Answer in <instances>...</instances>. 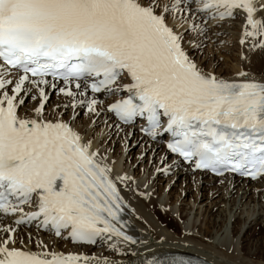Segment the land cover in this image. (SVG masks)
<instances>
[{
    "label": "snow or ice",
    "instance_id": "6c2138e0",
    "mask_svg": "<svg viewBox=\"0 0 264 264\" xmlns=\"http://www.w3.org/2000/svg\"><path fill=\"white\" fill-rule=\"evenodd\" d=\"M192 2L0 0V214L19 213L16 225L40 220L57 237L67 231L74 243L93 244L104 234L136 243L116 227L122 198L111 169L70 123L45 118L40 86L47 77L63 80L59 91L68 97L75 95L73 83L82 96L89 89L127 92L108 111L124 123L145 119L143 131L153 138L161 128L170 133L169 150L195 169L254 180L264 175V83L243 79L245 71L237 73L239 80H225L190 58L168 16L188 14ZM195 3L211 19L243 13L240 44L251 38V50L264 49V20L256 18L264 10L260 0ZM12 70L19 75L9 94ZM26 83L41 100L34 116L18 112ZM98 103L88 101V111ZM33 202L37 210L25 213L23 206ZM15 232L0 227V264H87L88 257L51 253L42 242L40 253L17 248Z\"/></svg>",
    "mask_w": 264,
    "mask_h": 264
},
{
    "label": "bare ground",
    "instance_id": "6f19581e",
    "mask_svg": "<svg viewBox=\"0 0 264 264\" xmlns=\"http://www.w3.org/2000/svg\"><path fill=\"white\" fill-rule=\"evenodd\" d=\"M261 2L262 0H260ZM261 11H257L256 18L264 20ZM239 13V22L244 25L245 16L243 13ZM206 17L208 14L203 15L200 19ZM171 23L169 25L172 27L173 23L172 25ZM175 29L180 34L178 27ZM234 33L239 42L240 55L233 60L237 66L235 67V64L229 68L223 66L216 68L212 64L211 67L209 66L210 68H206L201 62L193 60L192 53L195 51V47L197 48V42L194 40L195 43H191L184 35H180L184 50L205 72H213L220 78L232 81L241 79L233 75L239 71H245L249 75L243 79L264 83V49L251 50V48L248 49L249 44L241 45L243 28L236 27ZM250 41L249 38L248 43ZM7 78L13 81V85L8 87L9 94H11V87L18 79V74L13 72V75ZM40 87L44 89L47 97H52L55 89L64 88L65 85L48 82L47 85ZM85 87L82 84V89ZM32 88L36 89L31 83H26V91L21 93L25 103L19 107L18 112L22 116H34L33 110L41 103L38 90L36 89L38 94L35 95ZM71 90L75 94L73 97L65 96L59 92L61 99H65V102L62 100L61 110L54 111L53 107H48L49 102L45 103L44 116L48 120H63L70 123L73 129L83 137L85 143H91L92 151L99 154L97 159L111 169L110 178L116 184L122 198L120 222L116 224V227L132 237L136 243L123 241L115 236L109 238L106 235L103 238L104 242L100 240L96 246L71 245L69 241H64L62 238L56 239L47 232H41L35 225L18 227L11 217L0 214V227L12 226L16 228L15 247L40 253L45 250L38 247L42 242L46 246V250L51 253L88 257L87 262L94 264H144L158 258L168 257L173 253L196 256L208 264H264V178L257 182H250L239 180L233 176L211 179L206 173H191L190 168L181 166L171 158L159 143L150 145L146 138H142L137 134L138 132H133L132 128H123L115 124L112 116L106 111L108 100H105V97L109 93L98 96L88 93L85 95L86 101L93 98L99 99L103 106H99L95 112L89 113L88 119H85V124L88 126L83 129V120L77 121L75 113L83 111L79 103H82L84 96L79 94L81 90H77L74 83ZM30 91L33 93L32 97L35 96L36 99L32 98L26 105L28 99L26 97ZM75 97L77 98L75 99ZM56 104L58 103H54V106ZM66 104L70 109L68 116L61 115ZM83 106L87 107L85 103ZM74 109L76 110L74 111ZM102 109H104L103 112L99 113ZM80 123H83L82 126ZM98 126H100L99 129ZM132 134L137 135V140L133 139L130 143L131 146L141 139V150L134 162L124 163L128 152L126 143ZM108 139L111 142H107ZM114 143L116 146L117 144L121 146L120 149L114 150L117 155L111 153ZM144 145L151 146L150 149L156 150L154 155L152 152L148 155L146 167L144 160L140 159L143 151L147 150ZM129 151H131L129 153L131 157L134 154V149L131 147ZM128 158L126 157V159ZM150 162L154 164L153 169L146 174V170L142 171V169L143 167L147 169ZM141 163L142 165L139 166ZM138 166L140 170L135 172L134 168ZM159 169L162 172L158 174L159 177H156ZM169 174L173 176L167 178L166 186L160 188V192H156V185L160 184L158 182H162L163 178L166 179ZM120 177H127V179L121 180ZM174 180L176 183L181 181V184L186 183L189 186H186L185 190L182 187L179 188L180 191L175 195V201L172 202L170 194L165 193V189ZM134 182L135 185H133ZM192 190L194 193L191 194ZM151 192L153 197L150 199L148 194ZM183 193L184 197L182 198ZM199 198H202V201L198 204ZM171 217L172 221L169 220ZM258 227L263 229L260 234ZM3 235L0 233V236Z\"/></svg>",
    "mask_w": 264,
    "mask_h": 264
},
{
    "label": "rangeland",
    "instance_id": "374dc122",
    "mask_svg": "<svg viewBox=\"0 0 264 264\" xmlns=\"http://www.w3.org/2000/svg\"><path fill=\"white\" fill-rule=\"evenodd\" d=\"M261 3H264V0H262ZM196 7H197L196 3L192 2L190 4V8L191 9H190V12L188 14H185L184 16H181V15L178 14L175 17L169 15L168 16V23L170 24L171 21H172L173 25H172V23H171V25L174 28V30H176L175 28L178 27L180 34L182 36L184 35L186 38H188V40H190L191 43L192 42L195 43V41L197 42V45H196L197 48L195 47V51H193V53H192L194 55L193 58H192L193 60H197L198 62H201V64H204V66L206 68H210L211 64L213 66H216V68H219V67H222V66L224 68L225 67L229 68V67L234 66L236 63L233 60L240 55L239 48H238L239 42L237 40V37L234 35L235 34L234 32L236 31V27L238 29H242L244 27L243 23L241 24L239 22V18L238 17H239L240 13L237 12L235 14L236 17L234 19L230 18V19L223 20V21L217 20V19H209V20L205 19V18H203V19L201 18L200 19V17H203V15H205L207 13L201 14L202 12H198L196 10ZM261 15L264 16V10L261 11ZM193 25H195L196 27L194 28ZM200 29H203V31H201ZM192 37H193V39H192ZM241 37H242V35H241ZM198 40H199V42H198ZM251 41H250V43L247 42V44H249L248 49H250L251 46H252V42ZM185 44H186V42H185ZM187 44H189L188 41H187ZM186 47H187V45H186ZM202 48H203V50H202ZM241 59L243 60V58H241ZM236 66H237V64L235 65V67ZM233 76L238 77L237 74H235ZM55 90L56 91L53 93L52 97H47L46 103L49 102L48 107L49 106L53 107L54 111H57V110H61L62 109V106H61V104H63L62 100L65 102V99H63V98L61 99V97H60L61 95L59 94V92H60L59 88H57ZM32 92H35L34 93L35 95L38 94V92H36V89H33V88H32ZM32 92L30 91L27 94L26 98H28V99L26 101L27 102L26 105H28V103L32 100V94H33ZM29 94H30V96H29ZM115 94L118 95V93H115ZM109 95L111 96L112 94H109ZM83 96H84V99L81 101L82 103H79V105L82 106V110L83 111H81V110L77 111V113H75V119L77 121H79V120L82 121L83 120V123H84L83 129H85L88 126L87 124H85V119L86 120L88 119V116H89L90 112L89 111H85V110H87V107H84L83 103H85L86 106H87L88 101L85 100V98H86L85 95H83ZM78 97H80V96H78ZM76 98L77 97H75V99ZM107 100H110V99H107ZM97 101L99 102V99ZM56 102L58 104H56L54 106V103H56ZM65 106H66L65 110L61 112V115L68 116L70 109L67 107V104ZM99 106L102 107L103 104L99 102L97 104L96 109ZM24 107H26V106H24ZM27 109L30 110L29 107H27ZM76 109H77V107H76ZM76 109H74V111ZM103 110L104 109L100 110L99 113H102ZM83 123H80L81 126H82ZM97 128L99 129L100 126H98ZM133 139L137 140V136H135V134L130 135L129 138H128V141L126 143V148L128 149L127 150L128 152H127V154L125 156L124 163L125 162L127 163V161H129V163L134 162L135 157L137 156V154L141 150V139H140V141L135 142L131 146L130 143L132 142ZM107 142H111L110 139H108ZM107 144H109V143H107ZM144 146L147 147V145H144ZM131 147L134 149V154L131 155V157H130L129 153L132 150L129 151V149ZM120 148H121L120 144H117V146H116V143H114L113 146H112L111 153L113 155H115V154L117 155V153L114 150H118ZM150 148H151V146L147 147L146 152L143 151V153L141 154V157H140V159L144 160L145 167L148 164V160H147L148 159V155L151 152H152V155H154L155 151H156V150H153V149H150ZM126 157H129V158L126 159ZM137 165H138V163H137ZM141 165H142V163L139 166H141ZM153 165H154L153 162H150V164L148 165L147 169L145 167H143L142 171L146 170L145 173L148 174L149 171H151L153 169L152 168ZM139 166L137 168L136 167L134 168L135 172H139V170H140ZM161 172L162 171L159 169L158 172H157L156 177H159L158 174H161ZM171 176H173V175L169 174L166 177V179L163 178L162 182L159 181L158 183H160V184L157 183L158 185H156L155 191L156 192H158V191L160 192V188H163V187L166 186V184L168 183L167 180ZM133 185H135V182L133 183ZM186 186L188 187L189 185H187L186 183H182L181 184V181L180 182L178 181L176 183V180H174L165 189V193H169L170 194V199L173 202L176 199L175 195H177L179 193L178 191H180L179 188L182 187L183 190H185L187 188ZM201 187H202V185H201ZM192 193H194V190H192L191 194ZM148 197L151 199L153 197V193L152 192L149 193ZM183 197H184V193L182 194V198ZM199 199L200 200H198V204L202 201V198H199ZM144 201H145V199H144ZM146 203H147V201H146ZM188 208H189V206H188ZM169 220L172 221L173 218L171 217V218H169ZM258 228H259L258 229V233L260 234L261 231H263V229L260 228V227H258Z\"/></svg>",
    "mask_w": 264,
    "mask_h": 264
}]
</instances>
